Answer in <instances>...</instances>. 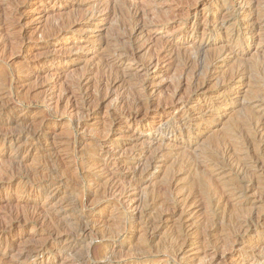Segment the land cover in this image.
<instances>
[{"label":"rangeland","instance_id":"rangeland-1","mask_svg":"<svg viewBox=\"0 0 264 264\" xmlns=\"http://www.w3.org/2000/svg\"><path fill=\"white\" fill-rule=\"evenodd\" d=\"M228 3L232 16L217 12ZM248 10L238 0H0V264H264V176L251 159L264 144L240 154L253 174L236 173L217 142L248 137L247 108L222 104L215 121L206 112L264 89V30L241 32V43L257 41L243 60L217 61L209 47L218 19L236 24ZM240 67L256 86H230ZM135 98L153 107L134 121L121 112H135ZM198 138L193 155L173 148ZM193 159L201 174L189 172ZM250 214L260 217L243 230Z\"/></svg>","mask_w":264,"mask_h":264},{"label":"bare ground","instance_id":"bare-ground-1","mask_svg":"<svg viewBox=\"0 0 264 264\" xmlns=\"http://www.w3.org/2000/svg\"><path fill=\"white\" fill-rule=\"evenodd\" d=\"M231 1V0H230ZM239 3L243 6H249V10L248 12H245V14L241 17V22H237L236 24H232L229 21V18H225V17H221L220 19L217 20L216 24L214 25L213 31L215 34L220 35L221 39H219V41H215V44H211L209 43V47L214 48L218 53V58L216 55V59L219 60H225V62H233V60L235 61H239V60H243V58H239L237 56L239 51H243V49H245V47H254L256 41V37L251 36L248 41H246V43H241L239 41L240 39V35L242 31H245L247 34L251 33L252 31H254L255 29H260V30H264V21L262 20L264 18V6H262L261 4H258L256 7L255 6H251V0H238ZM228 2V1H227ZM226 2V3H227ZM233 3V1H232ZM257 3H260L257 1ZM234 4L228 3V4H219L216 8L217 12L218 11H222L226 13H228L229 17L230 15L232 16V14H234L233 12H235L234 8H233ZM216 12V13H217ZM239 19V18H238ZM213 24V23H212ZM241 27L243 28V30L241 29ZM136 26H133L132 28H130V32L131 33H135L137 31ZM212 31V32H213ZM56 35V34H55ZM54 36V35H53ZM258 47L259 50L256 51L257 54V62L264 65V36H262V38L260 39V41L258 42ZM211 48V49H212ZM196 49H200L199 47ZM195 49V52H196ZM213 49V50H214ZM262 49V50H261ZM194 52V53H195ZM200 52V51H199ZM198 53V52H197ZM196 54V53H195ZM198 56V55H197ZM192 59L193 57L190 56ZM194 57H196V55H194ZM199 58V57H198ZM197 59V58H196ZM194 60V59H193ZM189 60L187 59V62ZM211 62V61H210ZM224 62V61H223ZM154 63L153 60H149L146 64L143 65V70L146 71V73H149L150 71V67L151 65ZM191 63V62H190ZM187 64V63H186ZM211 64V63H210ZM208 64V65H210ZM213 64V63H212ZM215 64V63H214ZM257 64V63H256ZM207 65V66H208ZM212 66V65H211ZM264 67V66H263ZM191 68V67H189ZM208 68V67H207ZM189 70V69H188ZM210 70V71H209ZM204 71V70H202ZM209 74L211 75L212 69H208ZM200 72V71H199ZM233 72V71H232ZM250 72V71H249ZM247 70V68H238L236 71L233 72V75L230 79V86L231 85H237L238 82L237 80H244L243 84L248 81V86L251 85H257V82H253L254 78L252 77L253 75L250 74ZM198 73V72H197ZM205 73V72H204ZM214 73V72H213ZM200 74V73H199ZM205 75H207L205 73ZM195 76V75H194ZM204 76V75H203ZM210 77V76H209ZM208 77V78H209ZM204 78V77H203ZM226 78V77H225ZM201 79V78H200ZM211 79V78H210ZM224 79V78H223ZM202 80V79H201ZM203 81V80H202ZM228 82V81H227ZM259 82V81H258ZM196 83V82H195ZM202 84V82H200ZM204 83V82H203ZM260 84V83H259ZM194 85V84H193ZM224 85V84H223ZM227 85V84H226ZM145 85H141L140 87L142 88V91L145 92ZM229 86V85H228ZM259 86V85H258ZM197 87V86H196ZM237 87V86H236ZM262 88V86H260ZM199 88V87H198ZM197 88V89H198ZM257 93L259 94V96L257 95V97H255L254 99H252V101L250 103H246L245 101H240V100H234V101H228V98H225L224 100H221V102L219 101L218 103H215L214 105H212L210 111H206L207 115L210 116L211 119H213V121H215V114H217V112L219 111V109L221 108L220 106L222 104L228 103L227 105H236L237 107H242V108H247L246 110L248 111L247 113V117L246 120H244V123L242 124L243 126L245 125L246 128H248V130L250 131V134H248V132H246L247 136L242 135V133L232 130L230 132V134L228 135V138H225L223 140H221V142H217L219 143L220 149H219V153H221L222 157L224 159H226L227 162H231L233 160V162L237 163V168H236V173L241 172L243 174H253L252 172L249 173V168H243L242 163H239L240 160V154L242 153H247L248 155V150L252 147H262L261 144H264V89H259L257 86ZM264 88V87H263ZM193 90V89H192ZM195 91V90H193ZM197 92V91H196ZM223 95V94H222ZM150 99H146V100H141V99H137L135 98L133 100V106L134 108H136L137 110L135 112H129L126 110H123L121 112V116H124L127 119H131V120H137L139 118V116L145 112L148 111L150 108L153 107L152 103L149 102ZM223 101V102H222ZM187 102V101H185ZM196 102V101H195ZM198 103V102H197ZM208 104V103H207ZM212 104V103H210ZM192 105V103H177L172 107L173 111H177L180 109H186L188 108V106ZM207 106V105H206ZM191 107V106H190ZM197 107V106H196ZM201 108V107H199ZM199 110V109H198ZM203 110V109H202ZM188 112V111H187ZM209 112V113H208ZM205 113V111H204ZM174 117V116H173ZM197 118V117H196ZM196 118H193L195 120H198ZM183 120V119H182ZM180 122V121H179ZM192 121L187 122V125L191 126ZM181 125V124H180ZM179 128V127H178ZM187 128V126H186ZM242 128V127H241ZM180 129V128H179ZM178 129V130H179ZM189 129V128H188ZM245 129V128H244ZM167 130V129H166ZM181 130V129H180ZM183 130V129H182ZM188 131V130H187ZM241 131V130H240ZM165 133V131H163ZM162 133V132H161ZM184 133V132H183ZM166 135V133H165ZM180 135V134H179ZM227 137V136H226ZM197 141V140H196ZM200 138H198V142H187V145H181V146H174L173 148L176 149H181L184 150L183 155H187L189 156L190 154H192V149L194 148V146L200 144ZM193 146V148H192ZM168 148V147H167ZM170 149V148H169ZM168 149V150H169ZM195 149V148H194ZM263 149V148H262ZM262 149H260L258 152V154H256L255 156H252L251 159L254 162L255 165V169L256 172L258 171L259 174H262L261 176H264V152L262 151ZM166 151V149H165ZM159 152V151H158ZM164 152V150H163ZM172 152V151H170ZM168 153V152H167ZM169 154V153H168ZM206 154V153H205ZM193 155V154H192ZM163 156V153L162 155ZM193 157V156H192ZM195 157V156H194ZM193 157V158H194ZM247 157V156H246ZM198 158V157H197ZM248 158V157H247ZM156 159V158H154ZM158 159V157H157ZM191 159V158H190ZM246 159V158H245ZM189 160V159H188ZM192 160V159H191ZM194 161L192 162V164L190 165L189 172H197L198 173H202L203 171H201V165L199 163L198 159H193ZM198 160V161H197ZM190 161V160H189ZM251 161V160H250ZM224 162V161H223ZM252 162V163H253ZM150 164V163H149ZM147 164V165H149ZM146 167H149L147 166ZM145 167V166H144ZM252 168V167H251ZM143 169V168H142ZM141 169V170H142ZM149 169V168H148ZM188 169V168H187ZM248 169V170H246ZM253 169V168H252ZM235 170V169H234ZM145 171V170H144ZM252 171V170H251ZM146 172H147V168H146ZM144 172V173H146ZM235 172V171H234ZM148 174V173H147ZM205 174V173H204ZM257 174V173H256ZM260 177V176H259ZM264 178V177H263ZM250 181H252L250 179ZM259 181V180H258ZM262 183H260V197L261 200L260 201H255L257 203H264V179L261 181ZM255 183V182H254ZM257 185V184H256ZM258 186V185H257ZM254 187V186H253ZM252 187V188H253ZM257 189V188H255ZM248 190V189H247ZM257 191V190H256ZM258 193V191H257ZM223 198V197H222ZM223 202L226 201V198L222 199ZM88 203V202H87ZM227 205V204H226ZM263 205V204H262ZM126 211V210H124ZM257 215V214H256ZM260 217V216H259ZM259 217L257 216V218L259 219ZM253 214H250L244 218H239L241 220L240 221V227L243 230L246 229H251L250 224H252L254 221H258ZM23 219V218H22ZM21 217L15 219L16 223H22V222H26L24 220H22ZM33 221V220H32ZM34 221H38V218L34 217ZM263 224V223H262ZM254 228V227H253ZM248 231V230H247ZM241 232V231H240ZM246 233V232H245ZM248 233V232H247ZM2 234V233H1ZM237 234V233H236ZM1 237V236H0ZM255 247H264V241L258 243ZM264 250V248H263Z\"/></svg>","mask_w":264,"mask_h":264}]
</instances>
